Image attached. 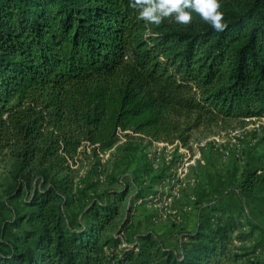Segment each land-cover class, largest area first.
<instances>
[{
	"label": "trees",
	"instance_id": "obj_1",
	"mask_svg": "<svg viewBox=\"0 0 264 264\" xmlns=\"http://www.w3.org/2000/svg\"><path fill=\"white\" fill-rule=\"evenodd\" d=\"M219 2L218 32L196 13L146 23L130 0H0V161L7 197L29 198L15 224L34 228L0 240V264H257L234 233L264 228L225 208L199 215L178 249L151 234L123 248L106 237L116 191L92 198L76 225L64 210L77 172L99 166L120 134L172 142L203 117L264 118V0ZM262 180L243 173L238 194Z\"/></svg>",
	"mask_w": 264,
	"mask_h": 264
},
{
	"label": "rangeland",
	"instance_id": "obj_2",
	"mask_svg": "<svg viewBox=\"0 0 264 264\" xmlns=\"http://www.w3.org/2000/svg\"><path fill=\"white\" fill-rule=\"evenodd\" d=\"M186 135L156 142L126 140L120 134L102 154L99 166L77 172L81 184L64 209L68 221L84 222L82 213L92 198L112 201L116 191L121 199L119 213L107 227L106 237L118 239L119 248L133 247L141 235L151 234L165 247L178 249L187 241L185 235L194 231L199 215L215 206L243 223L248 216L264 228V118L203 117ZM131 145L135 148L126 151ZM256 169L263 175L260 186L255 193L240 196L237 189L243 173ZM10 186L8 165L0 161V240L13 243L25 229L34 228L25 220L15 224V217L31 208L25 194L7 197ZM234 238L257 264H264V232L244 226Z\"/></svg>",
	"mask_w": 264,
	"mask_h": 264
},
{
	"label": "clouds",
	"instance_id": "obj_3",
	"mask_svg": "<svg viewBox=\"0 0 264 264\" xmlns=\"http://www.w3.org/2000/svg\"><path fill=\"white\" fill-rule=\"evenodd\" d=\"M130 5L138 10V19L149 24L160 25L171 18L186 25L196 13L218 32L227 27L219 0H130Z\"/></svg>",
	"mask_w": 264,
	"mask_h": 264
},
{
	"label": "built area",
	"instance_id": "obj_4",
	"mask_svg": "<svg viewBox=\"0 0 264 264\" xmlns=\"http://www.w3.org/2000/svg\"><path fill=\"white\" fill-rule=\"evenodd\" d=\"M248 120V119H247ZM185 166H187V164H185ZM181 169H183L182 167H181ZM184 170V169H183Z\"/></svg>",
	"mask_w": 264,
	"mask_h": 264
},
{
	"label": "crops",
	"instance_id": "obj_5",
	"mask_svg": "<svg viewBox=\"0 0 264 264\" xmlns=\"http://www.w3.org/2000/svg\"><path fill=\"white\" fill-rule=\"evenodd\" d=\"M216 207H218V206H216Z\"/></svg>",
	"mask_w": 264,
	"mask_h": 264
}]
</instances>
